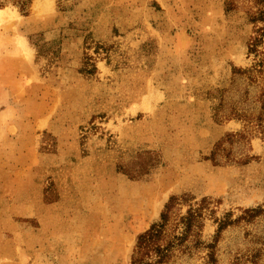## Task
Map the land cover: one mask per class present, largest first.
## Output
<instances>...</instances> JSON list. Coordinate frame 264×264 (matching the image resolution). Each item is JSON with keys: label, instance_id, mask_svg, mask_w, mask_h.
Returning <instances> with one entry per match:
<instances>
[{"label": "rangeland", "instance_id": "rangeland-1", "mask_svg": "<svg viewBox=\"0 0 264 264\" xmlns=\"http://www.w3.org/2000/svg\"><path fill=\"white\" fill-rule=\"evenodd\" d=\"M0 9V264H130L182 194L209 199L206 244L233 223L215 261L202 245L169 264H264V133L232 113L264 0Z\"/></svg>", "mask_w": 264, "mask_h": 264}, {"label": "trees", "instance_id": "trees-1", "mask_svg": "<svg viewBox=\"0 0 264 264\" xmlns=\"http://www.w3.org/2000/svg\"><path fill=\"white\" fill-rule=\"evenodd\" d=\"M29 1L16 0V3L24 9ZM263 18L264 15L261 16V19ZM257 33L258 36H254L248 42V53L254 54V64L247 69L234 70L235 74L247 76L248 86L232 106V113L234 118L257 126L264 133V48L259 49V44L264 42V26L259 27ZM250 102L258 103L257 110ZM236 136L245 138V134L238 133L229 134L228 139L233 140ZM193 201L194 199L186 194L171 195L160 214V220L138 234L130 264H169L178 255L202 245L209 249L208 258L215 261L218 234L233 223L230 219L231 214L215 219L218 225L217 235L212 243L206 244L201 236L206 218L204 208L209 203V199L204 197L198 202ZM184 206H186L185 210H183ZM261 209H246L244 216L240 218L252 216Z\"/></svg>", "mask_w": 264, "mask_h": 264}, {"label": "bare ground", "instance_id": "bare-ground-1", "mask_svg": "<svg viewBox=\"0 0 264 264\" xmlns=\"http://www.w3.org/2000/svg\"><path fill=\"white\" fill-rule=\"evenodd\" d=\"M46 3L49 2V0H45ZM3 9H0V12H2ZM3 16V14H0V18Z\"/></svg>", "mask_w": 264, "mask_h": 264}]
</instances>
